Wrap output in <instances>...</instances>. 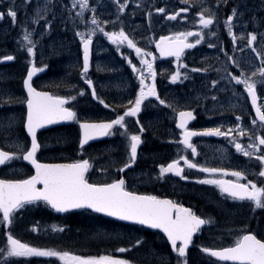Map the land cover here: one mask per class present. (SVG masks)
<instances>
[{
    "label": "flooded vegetation",
    "instance_id": "flooded-vegetation-1",
    "mask_svg": "<svg viewBox=\"0 0 264 264\" xmlns=\"http://www.w3.org/2000/svg\"><path fill=\"white\" fill-rule=\"evenodd\" d=\"M239 1L220 2L221 6L218 5L217 16L214 18L219 21L220 26L218 41L213 43L211 39L206 38L204 42L205 51L199 56L197 54L194 57L193 54H190L191 49H189L182 55L180 61H177L175 57L162 59L154 46L150 49L155 57L153 65L157 68L155 70L157 76L154 81L157 93L167 103L160 105L155 97H148L142 102L141 111L136 117L125 118L127 133L139 134L142 143L138 145L135 162L123 172L119 169L127 162L130 141L127 135L121 134L124 129H120L119 126H114L115 130L112 135L91 141L82 149L79 146V124L75 120L57 121L58 123L37 130V139L41 145L37 152V159L40 162H72L76 159H89L91 167L86 172L89 182L109 183L113 179H119L123 176L127 189L132 188L131 190L138 193L151 194L162 199L168 198L182 203L185 207L192 208L202 218L211 217L213 222L202 225L201 230L193 236L194 244L190 245L187 252L189 264L192 263L191 256L193 255L200 256L201 260L204 261L201 264H232V262L218 261L209 254L202 253L200 247L228 246L245 226L258 238H264V208H256L253 211L251 201L233 200L228 198L227 194L222 195L215 185L198 183L199 180L208 178V174L199 169H190L184 165L183 160H180L179 163L183 169L182 176H187V180L175 173L159 175L160 165L166 166L171 160L178 159L179 156H186L194 163L205 167H222L244 171L247 174V180H253L257 186L264 184V177L257 175L261 169L260 162L255 156L249 158L238 153L234 144L230 143L231 137L215 135L192 137L190 142L197 149V155L192 156L191 149H184L180 143V129L176 127L175 123L176 112L192 110L194 119L189 121L187 126L193 130L200 131L204 128L220 127L221 131H227L234 129L235 125L240 123L244 129H247V132L241 135L234 131L233 135L237 137V142L244 146L252 143L256 135H264V128L260 127L259 122L256 125L251 122L255 118V111L246 91L241 88L240 84L238 85L228 78L229 73L238 75L241 70L245 74L250 71V65H247L246 60L249 52H247L246 58L239 57L240 51L237 49V44L233 46V43L228 40L227 30L225 32L221 23L231 13L232 7L239 5ZM250 1L239 5L244 12L243 18L250 17L249 8L251 6L246 5L250 4ZM237 20L240 19L234 17L233 33L240 28L239 24L234 23ZM76 25L79 26L76 31L84 30L80 24L77 23ZM162 35L165 36V34ZM103 41L106 47L111 48L109 54L119 51L121 53L127 52L126 43L124 49L117 51V46L107 37H104ZM57 42L58 45L46 51L41 59L37 61L33 59L34 65L42 69L35 73L32 79L33 86L40 91H47L54 95L75 96V100L69 101L66 106L72 107L77 112L78 119L99 121L112 119L115 114H123L124 107L128 106L127 101H134L136 92L139 90L138 73L127 72L130 69L125 70V66L128 64L122 58L120 60L109 58L110 60H107V62L110 61L109 66H99L104 70L98 71L94 60L105 55H99L98 52L93 55L96 39L94 40L90 46V68L87 78L93 81L97 95L109 105L106 108L98 100L93 99L91 89L86 85L84 78L79 75L82 67L81 44L77 43L76 51L67 56L64 49L71 46L73 50L74 44H62L61 40ZM210 45H214V47H210ZM39 54L37 52L35 56H39ZM11 56L14 57L12 61L2 63L0 61V66L3 64L13 66L14 72L12 74L16 75L14 78L7 75L10 77V84L6 93L15 97H23L26 92L23 89L22 81L28 65L21 69L19 64L30 58H28L27 53L11 54ZM16 57L20 58L21 62L17 61ZM229 57H233L239 62L240 67L237 68L229 60ZM241 60L242 63H240ZM258 62L261 67L260 57ZM182 65H187V67ZM178 66L179 72L183 75H180L179 79L173 82L169 77L178 70ZM129 67L131 68V66ZM182 68L184 70L181 71ZM193 69H206V71H193ZM213 81H217V83L214 85ZM151 82V80H146V83ZM81 89H84V94L78 95ZM0 93L3 92L0 91ZM257 95L258 104H264V90L260 84H257ZM4 99H8L6 94ZM168 104H171L172 107H168ZM114 108L116 109L115 112L113 111ZM24 113H26V106L22 104L9 105L5 103L4 106L0 107V149L15 151L13 142L16 140L30 146V138L20 122ZM13 115L17 117V123L9 128L8 118ZM236 116L241 117L239 122L236 120ZM137 119L139 124L136 123ZM141 126L144 128L143 132L139 131ZM57 142L63 144L57 145ZM261 149H264V146H261ZM32 173L31 165L22 159H13L6 162V165H0V178L3 179H22ZM213 178H219V176ZM223 178L235 179L231 175ZM240 182L246 183V180L241 179ZM23 210L24 207L16 210L14 222L10 225L11 233L22 242L46 248L39 246V244L47 242L48 234H51L47 231L46 215H22ZM137 228L136 232L122 233V236H134V239L127 241L129 247H125L126 252L131 253L129 257L141 261L143 258H148L146 254L151 252L155 264H176V254L171 251V245L163 233L143 225H137ZM6 231L7 229L0 224V248L6 244ZM141 238V244L137 245L135 241ZM10 259L12 264L62 263L54 257Z\"/></svg>",
    "mask_w": 264,
    "mask_h": 264
},
{
    "label": "snow or ice",
    "instance_id": "snow-or-ice-1",
    "mask_svg": "<svg viewBox=\"0 0 264 264\" xmlns=\"http://www.w3.org/2000/svg\"><path fill=\"white\" fill-rule=\"evenodd\" d=\"M185 4L189 0H183ZM218 3L221 0H217ZM227 3L228 0H222ZM27 4L28 0H24ZM128 0L124 3H119L117 0L118 12H123ZM79 5L81 11L77 13V17L86 25V32L76 31L75 35L80 38L82 46V67L79 75L84 78L86 85L91 89V96L93 99L99 101L104 107H109L103 99H101L93 87V81L87 78L90 68V46L93 43V36L96 32L103 33L109 41L117 46L116 50H120V46L127 44L128 48L134 49L135 53L140 58V68L132 64L128 60L129 65L134 73H138L139 90L136 92L134 101H127L124 107L123 114H115L112 119H101L93 121L89 119H78V114L72 107L66 106L69 101H74L75 96L72 95H54L47 91H40L33 86L32 79L35 73L42 69L34 65L32 60L28 61L27 72L23 77V89L26 95L23 97H15L10 93H0V107L5 103L22 104L26 106V113L23 114L20 122L30 137V146H26L18 140L13 142L15 151H5L0 149V165H6L13 159H22L31 163L35 169L34 174L28 175L23 179H3L0 178V224H2L7 231L5 232L6 244L0 248V264H12L10 258H29V257H46L57 258L62 264H131L127 259H123L113 255H78L69 250H55L51 248H42L32 246L29 243L22 242L16 238L10 231V225L15 219L16 210L22 209L26 204H31L36 201H44L51 208L58 212H66L70 209L88 208L97 213H104L110 217H116L124 221L136 222L140 225H146L154 229L162 230L167 238V242L171 245V251L176 254V264H189L187 252L190 245L194 244L193 236L201 230L202 225L212 223V218H202L197 215L192 208L185 207L182 203H178L168 198H160L151 194L138 193L136 191H129L126 187V181L121 176L119 179H113L110 183H89L87 176L88 169L91 167L89 159H76L70 163H42L37 159V152L41 145L37 139V130L44 125H49L55 121H77L79 124V146L81 149L86 143L93 138L110 136L114 132V126H119L124 129L122 135H127L130 141L128 147L127 162H125L119 171L130 167L137 158L138 145L142 143L141 136L136 133L128 134L125 128L126 117H136L141 111L142 102L148 97H155L160 105H165L167 101L161 99L157 93L155 86V77L157 72L154 69L153 61L155 57L150 51L138 47L128 34L121 27L118 31H105L101 26L99 19L93 15L88 19H84V9L89 8L88 0H72V8ZM260 8L264 9V0H261ZM95 13V6H91ZM51 11L45 4L43 7H37L31 17L32 23L37 24L41 19V12L45 15ZM157 13H164L165 8H155ZM188 12V8L179 9V12H169L167 19L175 20L179 13ZM71 13V9H69ZM7 15L13 23L16 22L17 10L13 0L6 13H0V19ZM199 17L197 23L206 28L214 23L215 12L208 8H202L196 13ZM244 12L237 4L232 7L231 13L224 21V26L227 29V34L232 39L233 46H235L237 37L233 33L234 17L242 19ZM119 17H117L118 19ZM183 18V17H181ZM76 18H73L75 20ZM257 17L252 16L250 20L255 22ZM261 22H264V16L259 17ZM52 21H46L45 28L51 25ZM104 23H109L104 21ZM23 29L22 41L19 44L20 49H26L29 57L34 56V49L36 44L32 39L33 30H29L25 25H21ZM44 35L43 32L40 33ZM215 36V33H211ZM188 37L194 38V43L188 42ZM199 37V38H196ZM204 38L200 30L184 31L170 33L166 36H160L155 41L156 49L161 56H174L177 61L182 59L185 49H192L194 45L201 43ZM247 39V47H250L253 52L257 53V57L261 59V67L257 68L250 75H245L243 70L238 75L228 74L230 81H235L236 84H242L247 97L251 101V106L255 111V118L252 119V124L256 125L259 122L260 127L264 128V104H258L257 84L261 85L264 90V56L257 52L256 48L252 47L253 42L257 40L256 32L247 33L246 37L241 34L240 39ZM261 39L264 40V33L261 34ZM214 47V45H210ZM221 51L223 49L221 48ZM150 58V59H149ZM13 56L7 55L0 57V61H12ZM229 60L240 67L233 57ZM187 67V65H182ZM97 70H103L97 66ZM193 71H206V69H193ZM183 73L173 72L169 77L173 82L179 79ZM255 78V79H254ZM146 80H151V83H146ZM214 85L217 81L212 82ZM75 87V86H70ZM8 99H4V95ZM84 89H81L78 95H83ZM168 107H172L168 104ZM115 112L116 109L114 108ZM175 111V109H173ZM194 119L192 110H180L176 112L175 123L176 127L180 129V143L184 149H191V155H197V149L192 144L191 138L199 135H215L231 137L230 143L238 153H242L245 157H253L261 164V169L257 174L258 177H264V135H256L254 141L247 146L237 142V137L233 135L236 131L243 135L247 132L240 123H237L234 129L221 131L220 127L204 128L200 131L189 128L188 122ZM236 120H241L240 116H236ZM17 123L15 115L8 118V127ZM139 124V120L136 121ZM144 131L143 126L139 129ZM253 139L252 137H249ZM26 149V150H25ZM183 160L184 165L190 169H199L201 172L208 174V178L199 180L198 183L215 185L218 187L220 193L227 194L228 198L233 200L251 201L253 204V211L256 208H264V184L257 186L253 180H247V174L241 170H232L228 168L205 167L194 163L186 156H179L178 159L171 160L166 166H159V175L163 176L165 173H175L182 176V167L179 163ZM231 175L235 179H224V176ZM219 176V178H213ZM182 179L187 180V176H182ZM241 179H245L246 183H241ZM39 185V186H38ZM35 230V227H34ZM53 230L57 229L53 226ZM142 238L137 239L135 243L141 244ZM200 250L204 254H209L218 261L232 262V264H264V238H258L256 234L245 228L240 230V234L236 236L234 241L223 247H204ZM119 252H124L126 249H117Z\"/></svg>",
    "mask_w": 264,
    "mask_h": 264
},
{
    "label": "rangeland",
    "instance_id": "rangeland-1",
    "mask_svg": "<svg viewBox=\"0 0 264 264\" xmlns=\"http://www.w3.org/2000/svg\"><path fill=\"white\" fill-rule=\"evenodd\" d=\"M249 0H240V4L247 3ZM222 2V0H221ZM250 4H246L250 7L251 11H262L260 16H257L255 22L250 20V17L243 18L240 20L235 21V24H239V30H235L234 34L237 37V49L240 50L239 57L241 56V52L243 53L246 49L248 50L249 54L246 58L247 65H250V71L248 73H252L257 68L260 67L259 65V57H257V53L253 52L250 47H247V39H240L241 34H244L246 37L247 33L249 32H256L257 33V40L253 42L252 47L256 48L257 52H260L263 56V47L262 43L264 40L261 39V34L264 33V25L259 21V17L264 16V9L260 8L261 0H251ZM13 3V0H0V13H6L7 9L9 8L10 4ZM17 16L16 22L13 23L12 20L5 15L3 19H0V56H6L11 54H19L21 52L27 53L26 49H20L19 44L22 41L23 29L21 25H25L30 31L35 29L32 35V39L36 44L34 49V56L29 57L30 59L20 61V58L16 57L17 61L22 63L19 64L20 68L22 69L24 66H27V61L29 60H39L45 54L46 51L49 49H53L56 45H58V40H61L62 44L72 43L74 44L73 50L71 46L64 49L67 56L72 55L77 48V43L80 44V38L75 35L76 30L78 27L76 24H80L81 20L77 17V13L81 11L79 5L75 8H72V0H28V3L25 4L24 0H14ZM119 3H124V0H119ZM47 5L51 11L45 15L41 12V19L37 24H33L31 17L34 13V10L39 6L43 7ZM88 4L90 5L89 8L84 9V14L87 13L89 10L90 16L92 17L95 15L100 23L101 26L105 29V31H118L121 27H123L126 34L130 35L131 39L137 44L138 47L145 49L146 51H150L154 46L155 41L162 36V34H170L175 32H184V31H196L200 30L203 33L204 38L201 40V43L198 45H194L191 49L190 54H193L194 57L202 54L205 51V39L209 38L212 40L213 43L218 41V34H219V21L214 19V23L209 25V27L202 28L198 23L199 17L196 15L202 8L211 9L215 12V17L217 16L216 10L218 5L221 6V3H218L217 0H189L187 4L183 2V0H163L160 7H156L152 5L151 0H128V3L125 6V10L123 12H118V4L117 0H88ZM212 4V8H210ZM91 6H95L96 11L95 13L92 11ZM165 8L166 11L164 13H157L155 8ZM187 7L188 12L186 13H179L175 20L167 19V15L169 12H179V9ZM69 9H71V13H69ZM126 17L124 18V16ZM117 17H119L117 19ZM183 17V18H181ZM73 18H76L73 20ZM135 18L141 20V23H134L133 31H127V27L129 25H133ZM46 21H52L51 25L45 28ZM104 21H108L109 23H104ZM224 21L222 20L221 23L224 26ZM144 28L142 29L141 27ZM251 27V29H250ZM225 28V26L223 27ZM84 30H80L81 32H86V26H83ZM137 29V30H136ZM260 31L261 33L258 34L256 31ZM225 28V32H226ZM43 32L44 35L41 36L40 33ZM211 33H215V36L211 35ZM69 34V35H68ZM105 36L103 33L96 32L93 36V42H95V48L93 49V55H105L100 56L97 60H94L95 67L108 65L110 61L107 60H120L121 58L128 64L125 66L126 69H130L127 72L133 73L131 68L129 67L128 60L134 62L137 68H140V58L135 53L134 49H127L126 53H112L109 54L111 51L110 47H106L103 41ZM229 37V36H228ZM199 38V37H196ZM74 39V40H73ZM187 39L191 40V43H194L193 37H188ZM232 42L231 37L228 39ZM125 44L120 46V50L124 49ZM19 52V53H18ZM39 52V56H35L36 53ZM108 56H107V55ZM98 57V56H97ZM150 59V58H149ZM124 64V62H122ZM123 66V65H122ZM154 69L157 70L156 66ZM68 67V66H67ZM0 91L6 93L9 90L10 84V77L14 78L16 75H13L14 72L13 66L1 65L0 66ZM104 70V68H103ZM184 70L183 68L181 71ZM4 73V75H3ZM247 73V74H248ZM245 74V75H247ZM10 77H8V76ZM255 79V78H254ZM259 84V83H258ZM12 86V84H11ZM241 88L243 85L240 84ZM57 145H62V142H57ZM27 210V209H26ZM26 210H23L26 211ZM53 226H56L57 229H63L62 226L52 225L50 228L53 230ZM111 231V232H110ZM57 233H62L60 230H55ZM123 232H119V228H113L110 230L107 226H98L95 232H87L85 235L89 237L99 236L105 239L113 238L116 235L122 237ZM110 242L113 240H109ZM112 244H110L111 246ZM126 249L125 246L121 247L120 245H115L112 247V251L110 255L117 256L120 258H125L121 256L124 252H119L117 249ZM80 255V254H78ZM148 259H152V253L146 254ZM131 264L134 260H129ZM154 264V263H149Z\"/></svg>",
    "mask_w": 264,
    "mask_h": 264
},
{
    "label": "trees",
    "instance_id": "trees-1",
    "mask_svg": "<svg viewBox=\"0 0 264 264\" xmlns=\"http://www.w3.org/2000/svg\"><path fill=\"white\" fill-rule=\"evenodd\" d=\"M152 5L156 7H160L163 0H151ZM137 23H141V20H138V18L133 21ZM142 24V23H141ZM142 29L144 28L141 27ZM47 215L49 216V219L52 221H55L58 224H65L66 228L64 230L63 234V243L62 247L63 250H69L74 252L75 254L80 255H101L103 253L107 254V250L109 249L108 253L112 251V247L115 245H122L120 240H123L125 236H119L116 235L113 238L105 239L99 236H86L85 234L87 232H95L96 228L98 226H107L110 230H113V228H119V232H126V231H135L137 230V227L134 225H127L115 220H112L108 217H104L97 214H91L89 212H86L84 210H77L70 213L65 214H59L55 213L53 211L47 210ZM111 232V231H110ZM133 239V237H132ZM56 245V240L54 243L47 244L48 247L51 245ZM110 244H112L110 246ZM121 256L128 257L129 254L125 253ZM192 263L193 262L201 264V262H204L201 260L200 256L193 255L191 256Z\"/></svg>",
    "mask_w": 264,
    "mask_h": 264
},
{
    "label": "water",
    "instance_id": "water-1",
    "mask_svg": "<svg viewBox=\"0 0 264 264\" xmlns=\"http://www.w3.org/2000/svg\"><path fill=\"white\" fill-rule=\"evenodd\" d=\"M159 52V51H158ZM160 54V53H159ZM162 57H167V56H162ZM55 123H58L57 121H55L54 123H52V124H49V125H53V124H55ZM49 125H44L43 127H45V126H49ZM30 138V137H29ZM97 138H100V137H97ZM93 139H95V138H93ZM31 142V141H30ZM27 164H29V165H31V163L30 162H28V161H25ZM43 163V162H42ZM48 163H65V162H48ZM31 167H32V165H31ZM33 168V167H32ZM34 171H35V169L33 168V173L32 174H34ZM31 174V175H32ZM86 174V173H85ZM90 183V182H89ZM39 186V185H38ZM49 207L51 208V206L49 205ZM86 208V207H85ZM51 209H53V208H51ZM88 209V208H87ZM53 210H55V209H53ZM72 210H74V209H70V210H67V211H72ZM91 210V209H90ZM57 211V210H56ZM66 211V212H67ZM93 211V210H92ZM94 212V211H93ZM100 214H102V215H105V216H108L107 214H104V213H100ZM108 217H110V216H108ZM110 218H113V219H115V220H118V221H122V222H125V223H132V224H138V223H136V222H132V221H124V220H121V219H119V218H116V217H110ZM146 226V225H145ZM147 227H149V226H147ZM149 228H151V227H149ZM157 230H159V231H161L162 232V230H160V229H157ZM163 233V232H162ZM166 237V236H165ZM216 259V258H215Z\"/></svg>",
    "mask_w": 264,
    "mask_h": 264
}]
</instances>
